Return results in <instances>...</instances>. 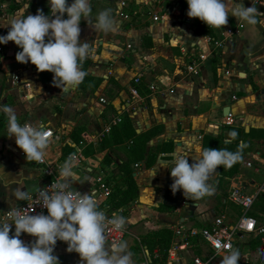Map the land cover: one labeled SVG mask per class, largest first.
<instances>
[{
    "label": "crops",
    "instance_id": "crops-1",
    "mask_svg": "<svg viewBox=\"0 0 264 264\" xmlns=\"http://www.w3.org/2000/svg\"><path fill=\"white\" fill-rule=\"evenodd\" d=\"M89 2L90 22L100 11L111 9L116 28L96 31L81 20L79 42L95 51L84 60L86 76L77 87L62 90L53 84V73L38 72L30 61L18 62L16 53L22 49L14 42L0 44V213L21 201L14 195L17 188L32 191L42 181L39 167L27 160L15 136H9L2 111L9 106L19 123L51 129L44 157L59 172L65 154L79 152L71 185L80 193H88L99 164L113 166L123 186L115 202L117 215L127 228L120 243L126 244L133 264L160 257L161 244L153 235L160 228L171 232L166 264L206 255L209 247L198 230L218 214L229 221L240 212L228 198L230 188L239 185L253 193L264 180V24L249 25L231 16V9L255 6L264 11L251 0H226L227 25L210 28L187 15V0ZM38 9L48 15L49 0H0V35L9 31L10 17L35 15ZM238 22L241 28L226 31ZM212 39L221 43L215 45ZM194 61L196 72L186 68ZM116 117L119 120L113 122ZM233 128L239 134L237 144L245 146L230 176L216 171L209 181L213 191L199 200L185 197L182 189L173 194L174 157L187 154L191 164L197 145L221 148L220 142L231 140L227 134ZM121 163L130 170L134 191L127 200L121 199L128 189ZM249 211H255L252 205ZM261 222L264 225L263 216ZM14 233L12 224L9 235ZM20 239L30 245L37 238L22 233ZM67 248L66 242L57 241L53 254L59 264H82L80 255ZM231 248L239 249V263L264 264V232L242 233ZM226 254H218L220 264Z\"/></svg>",
    "mask_w": 264,
    "mask_h": 264
},
{
    "label": "clouds",
    "instance_id": "clouds-1",
    "mask_svg": "<svg viewBox=\"0 0 264 264\" xmlns=\"http://www.w3.org/2000/svg\"><path fill=\"white\" fill-rule=\"evenodd\" d=\"M187 4V15L199 18L210 28H221L228 23L226 0H187ZM49 7L48 15L38 9L35 15L22 13L10 17L7 24L11 27L6 35H0V44L14 42L22 49L16 53L18 62L26 64L30 61L38 72L53 73V84L67 91L83 82L86 76L83 62L95 51L89 43L79 42L81 20H87L96 31L105 33L115 30L116 20L111 9H104L97 14L94 23L90 22L92 9L89 0H72L71 4L68 0H49ZM65 14L67 18H64ZM231 16L249 25L264 24V18H261L264 13L255 6H234ZM2 111L8 118L9 136H15L16 144L27 160L42 161L52 133L44 125H21L14 109L9 106H4ZM227 135L235 138L238 133L231 131ZM230 142L228 139L224 141L225 144ZM244 146L241 142L236 151H229L227 148L197 145V156L193 157L191 164L187 154H177L170 169L173 194L182 189L184 196L193 201L210 194L213 188L209 181L213 174L219 166L231 167L239 162ZM75 166V157L69 155L59 172L61 180L51 185L52 190L35 189L47 215H31L17 209L0 218V264H59V258L53 254L58 240L67 243V251L78 253L82 264H133L126 244L109 245L105 235L108 224L119 230L125 219L116 214L108 218L92 192L82 194L68 190L75 178ZM14 195L19 200L29 198V193L20 188ZM12 224L15 233L10 236ZM22 233L37 239L26 244L20 239ZM240 259L239 249L228 247L221 264H239Z\"/></svg>",
    "mask_w": 264,
    "mask_h": 264
},
{
    "label": "built area",
    "instance_id": "built-area-1",
    "mask_svg": "<svg viewBox=\"0 0 264 264\" xmlns=\"http://www.w3.org/2000/svg\"><path fill=\"white\" fill-rule=\"evenodd\" d=\"M253 5H259L264 11V0H251ZM124 1H120L122 5ZM124 16L126 13H122ZM242 27V23L238 22L234 27L226 26L227 32L237 31ZM210 39V37H207ZM212 43L219 45L221 41L219 39H212ZM200 58V55H198ZM196 62H191L186 65L188 70L196 72ZM136 80V78H134ZM103 101V98H100ZM116 117L114 121H118ZM28 123L22 121L20 124ZM33 126V125H31ZM35 127V126H34ZM51 133V129L47 128ZM26 155V154H25ZM69 155L75 157V161H80V154L77 150H72L65 154L67 159ZM40 169L42 181L37 188H44L51 191V185L59 182L61 177L59 171L54 168V163L49 162L43 156L42 161H33ZM36 188V189H37ZM123 188L121 182L117 179V174L114 173L113 166L106 165L104 163L99 164L93 174L92 185L90 186L88 193L94 194V199L98 201L99 207L103 210L108 218H111L113 214L117 215L118 209H116L115 202L121 196L120 190ZM70 191H77L71 185ZM29 198L21 200L20 202L5 208L1 211L0 217L5 218L11 215L13 210H21L22 212H29L31 215L43 213L47 215V209L42 206V200L37 194L36 190L28 191ZM264 194V180H262L255 188L253 193H246L239 185H233L228 191V198L236 205L239 206L240 212L233 220H227L223 214L216 215L209 225L201 227L198 230L199 235L203 238L209 247V252L206 255H193L185 263H173L168 264H220L217 256L223 251H227L228 247H232L233 240L236 236L242 233H262L264 232V225L258 224L256 219L249 214V209L252 205L256 194ZM127 231L124 224L122 229L117 230L111 224L106 226L105 235L109 245L112 243H120L124 233ZM141 264H149L148 262H142ZM166 264V263H165ZM242 264V263H239Z\"/></svg>",
    "mask_w": 264,
    "mask_h": 264
},
{
    "label": "trees",
    "instance_id": "trees-1",
    "mask_svg": "<svg viewBox=\"0 0 264 264\" xmlns=\"http://www.w3.org/2000/svg\"><path fill=\"white\" fill-rule=\"evenodd\" d=\"M231 131H236V128L231 129ZM238 131V129H237ZM238 133V132H237ZM206 138H208V136H205ZM239 138V134L237 135V137L235 138H231V142L228 144H225L224 141L220 142L221 148H227L229 151H236L238 148V144H237V140ZM218 142L217 139L215 140V143ZM237 166V163H235L233 165V168L230 171H227L225 169H227L225 166H219L217 169V172H219L220 176H230V174L235 170ZM120 169L123 173V178L124 180L127 182L128 184V189L125 190L123 192L122 195V200H127L128 198H130L131 196L134 195V191L133 186H132V179H131V175H130V170L123 164H120ZM252 206L255 209L254 212H250L249 214L252 215L255 219L256 218H260L262 219V216L264 217V194L262 193H258L255 195L254 200L252 202ZM258 214H261V217L258 216ZM262 223V222H257ZM170 229L168 228H160L157 229L155 231H153V235H157L158 238L157 240H159L160 242V247H159V252H160V257L158 258H152L151 263L149 262V264H165L164 257H165V249H166V244H167V240L170 236Z\"/></svg>",
    "mask_w": 264,
    "mask_h": 264
},
{
    "label": "water",
    "instance_id": "water-1",
    "mask_svg": "<svg viewBox=\"0 0 264 264\" xmlns=\"http://www.w3.org/2000/svg\"><path fill=\"white\" fill-rule=\"evenodd\" d=\"M227 106H224L223 108H222V113H224V114H226L227 113Z\"/></svg>",
    "mask_w": 264,
    "mask_h": 264
},
{
    "label": "rangeland",
    "instance_id": "rangeland-1",
    "mask_svg": "<svg viewBox=\"0 0 264 264\" xmlns=\"http://www.w3.org/2000/svg\"><path fill=\"white\" fill-rule=\"evenodd\" d=\"M258 216H260L261 217V214H258ZM256 221L258 222H261V219L260 218H256Z\"/></svg>",
    "mask_w": 264,
    "mask_h": 264
}]
</instances>
